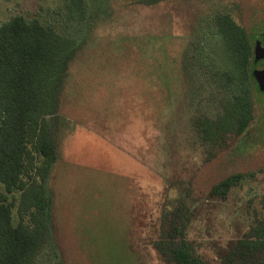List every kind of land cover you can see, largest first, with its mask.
<instances>
[{
	"label": "rangeland",
	"instance_id": "rangeland-1",
	"mask_svg": "<svg viewBox=\"0 0 264 264\" xmlns=\"http://www.w3.org/2000/svg\"><path fill=\"white\" fill-rule=\"evenodd\" d=\"M66 2L0 0V23L21 14L79 38L85 33L59 110L45 117L56 161L47 180L51 242L36 264H173L156 244L175 209L195 252L216 261L264 217V92L255 93L245 151L210 157L194 118L216 106V84L198 65L199 46L208 51L207 23L216 12H228L261 40L264 0H87L85 27L64 26ZM239 171L253 176L225 198L208 195L212 184Z\"/></svg>",
	"mask_w": 264,
	"mask_h": 264
},
{
	"label": "trees",
	"instance_id": "trees-1",
	"mask_svg": "<svg viewBox=\"0 0 264 264\" xmlns=\"http://www.w3.org/2000/svg\"><path fill=\"white\" fill-rule=\"evenodd\" d=\"M130 1L154 5L163 0ZM64 7V26L89 24L87 0H67ZM207 25L204 44L209 49L203 52L199 46L198 65L214 77L216 106L211 113L195 116L194 127L210 157L224 151L232 157L245 151L247 132L256 119L255 93L263 92L253 76L254 49L260 40L253 41L249 30L228 12H216ZM84 43L85 33L79 38L36 17L15 14L0 23V264H36L43 245L50 241L47 180L56 149L45 117L58 112L69 65ZM189 63L185 69L191 73ZM252 176L251 171L229 173L211 185L208 195L225 198L232 187ZM174 215L176 220L156 244L171 263L264 264V217L230 240L224 253L211 262L185 238V224L179 222L182 212L175 209Z\"/></svg>",
	"mask_w": 264,
	"mask_h": 264
},
{
	"label": "water",
	"instance_id": "water-1",
	"mask_svg": "<svg viewBox=\"0 0 264 264\" xmlns=\"http://www.w3.org/2000/svg\"><path fill=\"white\" fill-rule=\"evenodd\" d=\"M254 56L256 59L253 76L258 88L264 92V37L260 41H256Z\"/></svg>",
	"mask_w": 264,
	"mask_h": 264
}]
</instances>
